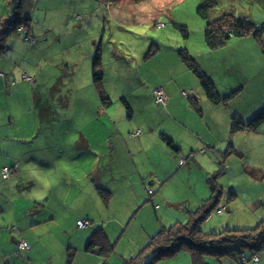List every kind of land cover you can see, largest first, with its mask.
<instances>
[{"label":"rangeland","instance_id":"374dc122","mask_svg":"<svg viewBox=\"0 0 264 264\" xmlns=\"http://www.w3.org/2000/svg\"><path fill=\"white\" fill-rule=\"evenodd\" d=\"M204 1L20 2L16 17L29 23L34 35L30 44L33 46L26 41L21 26L9 36L6 54L0 57V73L10 82L8 89L0 91V147L7 153L0 155V162L5 161L0 163V171L3 165L15 167V174L10 178L12 189L0 178V187L12 192L6 196L7 206L1 218L8 220L13 215V231L8 233L17 241L29 239V230L24 231L23 227L39 218L30 210H35L34 201L43 186L47 191L57 189L67 202L66 205L61 202L56 209L55 202L61 200L57 193L52 195L55 224L35 227L48 231L43 243L52 253H58L61 246L82 249L96 229L105 228V203L100 202L99 190L95 191V187L101 186L94 184V187L91 182L102 175L105 188V124L113 122L124 128L122 133L126 138L142 141L148 134L149 154L158 160L167 137L183 145L182 157H187L190 151H194V156L188 160L184 172L182 166L174 165V179H170V186L162 192L164 202H158V211L153 210L150 202L152 191L145 196L148 208L138 214L124 234L119 231L111 237L110 243L115 249L111 261L117 260V251L130 250L129 244L138 246L135 256L139 254L150 241L145 236L153 233V226L156 234L174 225H185L190 219L187 217L198 208L193 202L183 206L180 201H193L205 193L207 199L212 191L209 180L214 187L218 185L219 201L225 212L214 211L201 224L202 233L250 230L264 218V208L254 197L264 191V178L261 181L256 178L257 173L264 175V141H261L264 125L253 143L241 135H230L233 115L247 123L264 108V50L254 38L231 37L223 47L210 51L204 41L207 22L196 13ZM215 1L214 19L227 15L229 20L221 19L230 22V17H245L264 25V0ZM183 29L189 34L187 39L183 37ZM180 50L188 51L197 61L208 79L212 78L218 93L235 97L219 106H213L204 95L196 103L184 97L172 112L156 104L153 91L162 88L165 92L164 83L171 82L174 86L184 83V80L174 84L171 81L172 76H185V68L176 59ZM98 51L103 90L111 101L107 108L102 105L91 78L93 57ZM188 73L194 84L187 81L184 89L190 98L200 87L197 78ZM24 75L33 82H25ZM177 124H187L193 129L213 124L214 130L200 132L202 139L212 145L204 154H199L204 147L195 148L197 145L191 138L182 141ZM138 130L142 132L140 136L133 137ZM81 136L89 142V147L77 144ZM11 156L18 158L10 161ZM157 163L160 165V161ZM124 197H113L111 208L125 203ZM156 197L157 194L153 195V199ZM3 199L0 197V201ZM48 208L42 209L41 214L49 216ZM111 210V214L116 213ZM147 210L148 220L141 222ZM188 210L192 212L187 213ZM184 215L187 217L181 221ZM81 220L89 221L92 228L79 229L77 221ZM13 253L19 258L23 256L22 252ZM179 254L157 264H192L189 254ZM90 256L95 258L94 263L81 261L80 264H105V259ZM207 260L217 264L211 256ZM0 261L6 263L4 259ZM14 262L11 258L10 264Z\"/></svg>","mask_w":264,"mask_h":264},{"label":"crops","instance_id":"0c3cea01","mask_svg":"<svg viewBox=\"0 0 264 264\" xmlns=\"http://www.w3.org/2000/svg\"><path fill=\"white\" fill-rule=\"evenodd\" d=\"M8 1L9 0H0V22L3 20H7L10 17ZM222 14L223 13L221 12V15ZM22 28L25 29L24 31L26 32V34L21 30L22 33L26 35V37L30 38V40L31 38L33 39L34 35L31 34L30 32L29 23L27 27H22ZM249 39L251 38L248 37V40ZM7 45L8 44L6 42V46ZM30 46H33V45H30ZM5 54H6V51H4L3 54L0 55V57ZM176 59L178 60V63L180 64L181 62L179 61V59L177 57ZM180 65L183 67L182 64ZM184 73H185V76L182 78L178 76L171 77V81H173V84L177 83L180 80H184V83H182V85L174 86V85H171V82L164 83V86H163L165 90L164 93L167 97V103L164 108H167L170 112L174 110V106L176 104L177 105L181 104L180 101H183L186 97L188 98V100L193 99L195 101L196 99L199 101L202 99L201 95L203 96V94L201 93L199 89L198 91L194 90L195 91L194 97L189 98V94H187V89H184L186 85L185 82L189 81L192 84L194 83L192 82V80H190V78H188L190 77V74L188 73V71L184 69ZM0 75H2V73H0ZM2 76L0 77V91L3 88L8 89L9 83H10L5 77L3 78ZM193 79L196 81L195 78ZM210 79L212 80V78ZM13 87H16V86H13ZM221 95H226V94H221ZM213 106H217V105H213ZM121 127L122 126H120V124L116 122H113L112 124H105V188L102 187L104 185H102L101 183L103 179L102 175H99L96 178L95 182L93 181L91 182V184L94 187H95L94 184H97L98 186H101L98 188L108 191L110 195L109 199L106 202H103L105 203V228H104L105 231L102 228L105 235L107 236L109 243L112 242L111 237L117 234V232L120 231L121 234H124L128 230V227L131 226L134 219H137L138 214L142 211H145L148 208V206H146L145 196L148 195L147 191L149 190V188H151L152 191H154L153 194L151 195L152 196L151 197L152 198L151 200L152 208L154 211L159 210L160 207H158V202L161 204L164 202L161 196L162 192L164 191L165 188H168V186H170L171 180L174 179V174H173L174 165L177 164L178 166L179 159L187 158V157H182L183 154L181 153V151L183 150V145L180 146L179 143H176L174 140L169 138L172 141V144L170 146L168 145L167 142L163 140L165 144V149L164 150L161 149L160 152L162 153H160L161 156L158 160L156 156L152 157L149 154L150 147L148 145V138H149L148 134L144 136L142 141L140 140L141 138L140 139L139 138L133 139V138H128V137L126 138L122 133L124 128L122 127L123 128L122 129ZM176 129L179 131L180 134H182L180 135V138L182 139V141L191 138L192 142H194L197 145L195 148L204 147L203 149L198 151L199 154L201 155L205 153V152L202 153L203 150L207 151V149H209L210 146L212 145L210 143L207 144L202 139L200 132L209 133L213 129V124L204 125L201 129L199 128L193 129L187 124H177ZM258 132L257 133L240 132L235 135H241L245 138V140L253 143L257 139L256 134H258ZM81 137H82L81 140H78L77 144H80L83 147L84 146L89 147V142L83 136ZM136 139L138 140V143L134 142V140ZM261 141H264V138H261ZM187 150L185 152H187ZM193 152L194 151L189 152L190 153L189 155L192 154V157L194 156ZM6 154H7L6 151L1 150V147H0V155L4 156ZM17 158H18L17 156H11L10 161H15ZM158 161H160V165H158L157 163ZM154 162H156L157 165L156 164L154 165ZM0 163L5 164V161L0 162ZM4 166L5 165H3V167ZM182 169L183 170L181 171L184 172L186 170V165L183 166ZM157 170L159 171L157 172ZM256 178H258V181H261L264 178V175H260L257 173ZM10 181L7 182V187L12 189L13 184H11ZM98 188L95 187V191L98 192ZM56 193H57V189L54 191L53 189H50L49 191H47L43 186V189L41 190V192H39L38 197L35 198L34 207H33L35 208V210L34 211L30 209L29 210L33 212V214L38 215L39 218L37 217L31 220L27 224V227H23L24 231L29 230L28 231L29 239H27L25 243L29 244L30 249L28 251H19L18 244L21 242L17 241L13 235L8 233V231H10L11 229L13 231V227H11L13 226V223H14L13 215L8 220L1 218L2 214L4 215L5 208L7 206L6 196H11L12 192L6 191L3 186L0 187V197L4 198L2 201H0V259L2 260L4 259L6 261L5 264H10L11 258H14L15 260V262L12 264H36V263L37 264H66L67 263L66 262L67 249H71L74 252V256L72 258L71 264H76V263L80 264L81 261L94 263L95 258H93V256H90L91 254H88L85 252V246L87 243L83 246L82 249H79V247H76V246L74 247L68 246L67 248L64 249V247L61 246V250L59 249V252L54 254L48 249V246L46 247V245H44L45 242L43 243V239L46 236H48V231L46 230V228H44V231L35 229L36 226L45 225L44 227H46V226L55 224L53 223L55 222V216L52 215L55 208L51 206V199H52V195L55 196ZM155 194H157V197L153 199V195ZM118 195L126 196L124 197L125 203L120 204L121 206H116V204H114L113 207L111 208V201L113 197L118 196ZM62 196H63L62 193L61 194L57 193V197L61 201H59L58 203L55 202V205L57 207L56 209H59L58 204H60L61 202L65 205L67 204L66 200L62 199ZM206 196L207 195L205 193L204 195L202 194L201 197L197 199L195 197L193 201H189V199H184V200H181L180 203L183 206H188L192 204L193 202V206L198 208L200 204L202 203V201L206 200ZM254 197H256L257 202H260L262 205L264 202V191L258 192L256 196ZM234 198L235 197H233L232 200ZM102 201L103 200L101 199L100 202L102 203ZM229 202L230 201H228L227 206H229ZM40 205H41V208H37ZM47 208L49 209L48 211L50 212V215L48 216V215L41 214L42 209L46 211ZM111 209L115 210L116 213L111 214V211H112ZM227 210L228 209L226 207V211ZM149 211L147 210L143 218H140L141 222H146V220H148V217H149L148 213H150ZM189 212H192V211L188 210L187 213ZM44 217L46 218L44 219ZM186 217L187 216L184 215L181 221L185 220ZM189 218L190 217H187V219ZM257 218L260 219V217H257ZM151 230L153 231V233H150L151 235L147 234L145 236V240H149L151 237H153L155 235L154 232L157 229L156 227L153 226ZM129 246L131 249L128 251H126L125 249L117 251L118 253L115 254V256L117 257V260L113 259V261H111L112 258L114 257V256L112 257V255H114V251H115L114 249L113 253L108 258L105 259V264H124L126 261L133 258L137 252V249H139V247L136 245L133 246V244H129ZM16 250L18 251V253L22 252L23 259L19 258L17 255L13 253V252H17ZM180 253H187L190 255L189 252H180ZM179 255L180 254L178 253L175 257H178ZM207 257H210V256L202 257L203 264H215L214 262H210L209 260H207ZM41 258L43 259L41 260ZM258 258H259V261L257 264H264V250L263 252L259 254ZM184 260H185V263L186 262L189 263L188 258H184ZM216 262L217 264H229L225 260H216ZM191 263H193V261ZM0 264H1V261H0ZM96 264H99V262H96Z\"/></svg>","mask_w":264,"mask_h":264},{"label":"trees","instance_id":"16d2710c","mask_svg":"<svg viewBox=\"0 0 264 264\" xmlns=\"http://www.w3.org/2000/svg\"><path fill=\"white\" fill-rule=\"evenodd\" d=\"M21 1L22 0L8 1L12 15H10L7 20L0 22V55L5 51L6 42L9 36L13 35V33H15L21 26H28V22L22 21L20 18L16 17V15L18 16V9ZM215 5V0H206L196 11L197 16L207 22V25L204 28V41L210 51H215L223 47L226 41L231 37L246 38L249 36V38L257 40L258 43L260 42V45H262L264 50V25L252 23L245 17L241 19L230 17V22H224L222 20L224 17L227 18V15L221 17L222 19H214L212 14L215 11ZM227 20L229 19L227 18ZM257 26L260 28L259 30L256 29ZM182 33L185 39L189 37L188 32L184 29L182 30ZM177 55L183 67L197 78L201 93L212 105L225 104L228 99L235 97V95L219 94L215 84L201 71L197 61L190 56L188 51L180 50ZM91 78L92 84L99 94L102 105L107 108L111 105V101L103 90V70L99 51L93 57ZM190 101L195 102L193 99H190ZM126 107L128 108V106ZM263 125L264 108L247 123H242L238 115H233L231 117L230 135L233 136L240 132L257 133ZM134 134H132L133 137ZM165 141L171 146L172 141L169 138H165ZM204 151L205 150H203L202 153ZM191 157L192 154L188 155L187 158H181L185 159L183 165L179 164V159L178 164L182 167L185 166ZM4 169L8 171L7 178L3 176ZM14 174L15 167L10 168L4 166L1 168L0 178L3 181L8 182ZM208 183L209 188L212 190L211 195L206 200L202 201L196 212L189 216L190 219L185 225H174L168 229L158 231L150 238L146 247L140 251L139 254L129 259L124 264H157L164 259L175 257L178 253L183 251L190 253L193 261L192 264H203V256H211L216 260H225L229 264H237L242 253H245L247 259L245 264H257L259 261V254L264 250V218L254 229L250 230L226 229V231L217 234L202 233L201 224L213 215L214 211L218 212L220 208H223L224 210L219 214H222L225 211V208L219 201L221 192H218L217 190L218 185L215 184L214 187L211 180H209ZM98 190L100 192V198L103 202H106L110 196L109 192L101 188H98ZM232 196H234L233 193ZM90 226L91 223L86 228H89ZM113 250L114 247L109 243L102 228H98L93 232L85 246L86 253L100 257L101 259L108 258L113 253ZM66 255V264H71L74 252L71 249H67ZM253 256L258 258L256 263L250 261Z\"/></svg>","mask_w":264,"mask_h":264},{"label":"built area","instance_id":"2783aa9c","mask_svg":"<svg viewBox=\"0 0 264 264\" xmlns=\"http://www.w3.org/2000/svg\"><path fill=\"white\" fill-rule=\"evenodd\" d=\"M256 29L259 30L260 28L257 26ZM22 31L26 34V32H25L23 29H22ZM26 41L29 42L30 44H32V41L30 40V38L26 37ZM1 76H2V75H0V77H1ZM23 80H24L25 82H28V83H32V82H33V79H32V78H29V77L26 76V75L23 76ZM152 95H153V98H154L156 104H158V105H163V107L166 106L167 98L165 97V93H164V91H163L162 88H159L158 90L153 91V92H152ZM139 133H140V132L137 131V132L134 134V136L139 135ZM184 163H185V159H180V160H179V164H180V165H183ZM3 176H4L5 178L8 177V171H7L6 169L3 170ZM147 193H148V195H151V194H152V190L149 189V190L147 191ZM262 206H263V208H264V202H263ZM223 210H224L223 208H220V209L218 210V213L223 212ZM89 224H90V223H89L87 220H81V221H78V222H77V227H78L79 229H84V228L88 227ZM18 249H19V250H28V249H29V246H28L25 242H22V243H20V244L18 245ZM246 261H247V259H246V257H245V253H242V254L240 255V260H239V262H238L237 264H245ZM250 261H252L253 263H256V262L258 261V258H257L256 256H253V257L250 259Z\"/></svg>","mask_w":264,"mask_h":264},{"label":"clouds","instance_id":"9594fccd","mask_svg":"<svg viewBox=\"0 0 264 264\" xmlns=\"http://www.w3.org/2000/svg\"><path fill=\"white\" fill-rule=\"evenodd\" d=\"M22 29L25 30L24 28H21V30H22ZM18 245H19V244H18Z\"/></svg>","mask_w":264,"mask_h":264}]
</instances>
